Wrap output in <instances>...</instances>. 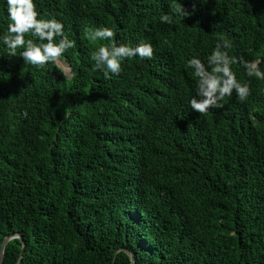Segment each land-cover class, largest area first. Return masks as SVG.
Returning a JSON list of instances; mask_svg holds the SVG:
<instances>
[{"label": "trees", "instance_id": "obj_1", "mask_svg": "<svg viewBox=\"0 0 264 264\" xmlns=\"http://www.w3.org/2000/svg\"><path fill=\"white\" fill-rule=\"evenodd\" d=\"M33 2L75 47L67 77L0 40V247L20 235L19 264H264V80L232 64L251 94L200 114L187 66L207 67L223 37L229 57L264 71V0ZM178 3L189 16L174 14ZM8 23L0 0V37ZM97 27L117 44L145 40L152 59L126 58L105 79L90 56L111 41L85 35ZM20 251L10 240L2 264Z\"/></svg>", "mask_w": 264, "mask_h": 264}, {"label": "clouds", "instance_id": "obj_2", "mask_svg": "<svg viewBox=\"0 0 264 264\" xmlns=\"http://www.w3.org/2000/svg\"><path fill=\"white\" fill-rule=\"evenodd\" d=\"M174 14L179 15L181 19L190 15L180 3L175 7ZM7 17L10 23L0 40L6 46L9 56H16L17 50L22 49L19 56L27 64L40 68L49 63L59 65L63 62L64 54L75 47V41L64 34L63 23L55 18H40L41 14L33 0H7ZM172 19L169 14L160 16L163 23L170 24ZM29 33L35 41L25 39V35ZM85 35L94 42L111 41L108 45L100 44L90 56L94 62L92 70L103 72L105 79L111 78L109 73L118 75L121 71V61L126 58L138 56L140 59L150 60L153 57V47L150 43L140 40L135 46L117 44L116 33L108 27L89 28ZM220 40L207 58V67L196 57L187 61V66L193 70V75L197 78L195 94L191 96L189 106L200 114L223 107L221 101L225 97H231L233 92L240 102L246 101L251 94L249 84L237 80L231 68L232 64H241L248 77L264 80V71L259 67L261 60L248 61L243 57H229L222 49L231 48V43L223 37ZM23 115L27 116V112ZM69 116L70 112L64 113L65 119Z\"/></svg>", "mask_w": 264, "mask_h": 264}, {"label": "water", "instance_id": "obj_3", "mask_svg": "<svg viewBox=\"0 0 264 264\" xmlns=\"http://www.w3.org/2000/svg\"><path fill=\"white\" fill-rule=\"evenodd\" d=\"M13 239H19L20 242H21V251L19 253L18 259H17L15 264H19V262L21 261L25 244H24L22 238L20 237V235L14 234V235H12L10 237H5L3 242H2V244H1V247H0V264H2V262H3V253H4V249H5L6 244L10 240H13ZM123 251L127 254V256L129 257V260L132 262V260H133L132 254L129 251H127V250H123Z\"/></svg>", "mask_w": 264, "mask_h": 264}, {"label": "rangeland", "instance_id": "obj_4", "mask_svg": "<svg viewBox=\"0 0 264 264\" xmlns=\"http://www.w3.org/2000/svg\"><path fill=\"white\" fill-rule=\"evenodd\" d=\"M63 63V64H62ZM61 64H59L58 66H60L63 70H64V73H65V75L67 76V77H69L71 74H70V68H69V66L66 64V63H64V62H62ZM64 65V66H63Z\"/></svg>", "mask_w": 264, "mask_h": 264}, {"label": "bare ground", "instance_id": "obj_5", "mask_svg": "<svg viewBox=\"0 0 264 264\" xmlns=\"http://www.w3.org/2000/svg\"><path fill=\"white\" fill-rule=\"evenodd\" d=\"M63 64V63H62ZM64 66V65H63Z\"/></svg>", "mask_w": 264, "mask_h": 264}]
</instances>
